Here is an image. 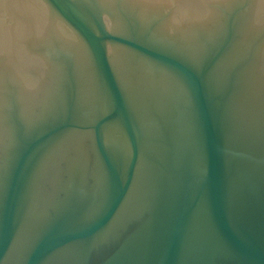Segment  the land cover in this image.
<instances>
[{
    "label": "water",
    "instance_id": "1",
    "mask_svg": "<svg viewBox=\"0 0 264 264\" xmlns=\"http://www.w3.org/2000/svg\"><path fill=\"white\" fill-rule=\"evenodd\" d=\"M0 264H264V0H0Z\"/></svg>",
    "mask_w": 264,
    "mask_h": 264
}]
</instances>
